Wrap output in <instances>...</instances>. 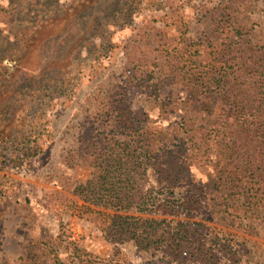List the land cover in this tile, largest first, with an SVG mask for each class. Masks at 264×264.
Returning <instances> with one entry per match:
<instances>
[{
	"label": "trees",
	"instance_id": "16d2710c",
	"mask_svg": "<svg viewBox=\"0 0 264 264\" xmlns=\"http://www.w3.org/2000/svg\"><path fill=\"white\" fill-rule=\"evenodd\" d=\"M70 2L58 14L78 20L97 7H102L94 13L97 17H132L145 0L125 5L120 0ZM254 2L219 0L204 8L197 17L199 37H181V48L166 36L158 40L155 74L131 77L137 86L120 91L100 134L86 138L77 150L79 155L92 153L86 163L95 169L75 192L89 204L88 219L108 241L158 253L166 264H225L231 258L229 240L216 226L195 219L235 223L264 214V43L256 39L248 15ZM7 9L13 15L11 4ZM49 9L37 8L10 22L15 24L0 43L1 61L27 57L38 28L51 17ZM78 42L79 36L68 51ZM47 66L40 73L46 75ZM9 70L0 63V75ZM3 86L0 115L5 116L20 99L7 95ZM139 88H145L160 115L176 111L177 116L159 127L149 123V113L133 104ZM24 105L30 109V103ZM194 168L207 181H195ZM71 245L61 234L42 233L28 243L22 264H117Z\"/></svg>",
	"mask_w": 264,
	"mask_h": 264
},
{
	"label": "rangeland",
	"instance_id": "374dc122",
	"mask_svg": "<svg viewBox=\"0 0 264 264\" xmlns=\"http://www.w3.org/2000/svg\"><path fill=\"white\" fill-rule=\"evenodd\" d=\"M70 1L0 0V43L16 16L24 19L37 8L53 11L38 28L37 40L25 59H0L11 67L0 75L2 88L16 101L20 99L10 113L0 115V264H22L28 243L48 232L61 234L71 247L77 245L101 259L117 260V264H166L158 253L145 254L130 243L120 247L108 241L88 219L89 204L75 189L93 177L95 168L88 164L92 153L79 155L77 150L83 149L86 138L100 134L104 115L119 99L120 91L137 86L131 77L155 74V56L160 50L154 44L166 36L181 48V37L198 38V15L219 0H145L132 17H97L94 13L102 10L97 7L80 14L78 20L64 12L58 14ZM248 15L256 39L264 43V0H255ZM77 29L83 32L77 34ZM78 36L80 42L69 52ZM53 62L57 66H50ZM46 65L48 73L43 75L40 70ZM16 66L19 68L13 70ZM139 89L133 104L149 113V123L159 127L177 116L176 111L160 115L143 92L145 88ZM173 98L180 100L178 95ZM192 178L207 181L198 168L193 169ZM199 220L216 226L229 240L231 258L225 264H264V214L235 223L195 219Z\"/></svg>",
	"mask_w": 264,
	"mask_h": 264
}]
</instances>
